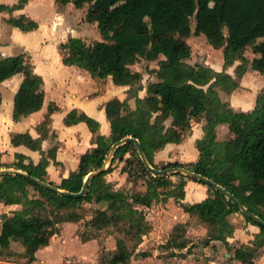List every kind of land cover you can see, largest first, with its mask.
<instances>
[{
	"label": "trees",
	"instance_id": "trees-1",
	"mask_svg": "<svg viewBox=\"0 0 264 264\" xmlns=\"http://www.w3.org/2000/svg\"><path fill=\"white\" fill-rule=\"evenodd\" d=\"M28 0H20L13 7L0 4V12L21 9ZM67 5L73 2L77 7L91 4L87 19L97 22L103 40L89 44L80 37H70L61 45L65 52L63 62L76 65L90 72L94 78L106 80L112 76L117 85L132 86L142 80L141 72L130 68L140 56L148 60L161 61L156 70L159 81L148 86V96H138L136 110L123 113L129 108L126 101L111 100L107 105V115L112 124V135L107 138L97 135V146L82 155L78 171L69 178L56 184L46 178L48 161L40 164L16 163L18 170L59 187L62 190L78 193L83 189L87 176L101 170L112 147L128 137L137 138L152 166L155 167L154 154L169 143H180L192 130V121L207 116L205 127L206 138L197 141L200 159L189 167L179 162H169L163 169L184 167L206 176L223 186L236 196L252 213L264 220V93L260 94L257 106L252 112H236L224 103L218 91L232 93L240 88V83L225 71L218 72L207 66H194L187 62L191 57V46L188 38L192 35L191 18L196 17L195 35H204L216 48H223L225 66H230L237 59L242 64L237 67L238 76L246 71V58L243 51L253 49L256 58L253 67L264 73V0H56ZM26 16L8 19L7 22L24 31L35 30L38 23ZM227 30V34H226ZM17 74H23V82L15 95L14 120L18 121L33 112L39 111L44 103V79L35 72L34 65L25 54L0 58V84ZM140 88L139 90H141ZM138 90V91H139ZM0 92V106L2 104ZM54 108H51L53 110ZM154 114H157L152 122ZM171 118L172 125L166 128L165 120ZM71 125L86 122L93 133H97L99 123L86 114L78 115L73 111L65 118ZM227 123L234 137L226 142H218L216 127ZM47 122L44 123L46 125ZM14 144H26L32 149H39V140L30 135L15 134ZM132 154L137 158L142 176L149 177L145 193L129 194L116 189L107 180L106 175L112 166L97 176L90 183L87 194L76 198L65 195L30 180L22 174H2L0 183V201L5 204H21L22 210H16L13 216H5L0 233V249H10L12 240L21 241L26 247L30 261L36 258V252L50 244L58 233V224L77 221L78 213L67 217H44L38 209L45 204L42 200L28 198L29 189L39 191L47 197L52 206L58 209L77 207L83 201L108 202V210L99 211L94 222L99 227L127 220V234L141 241L149 231L145 213L139 206H150L160 186L172 184L166 176H154L138 154L136 144L128 142L120 146L114 155L124 159ZM22 156H19L21 158ZM134 160L127 158L123 168L129 177L138 178L132 173ZM2 166L0 162V167ZM183 175L181 173H175ZM195 181H199L190 177ZM204 183L202 181H199ZM206 184V183H204ZM186 181L174 185L179 193L185 196ZM208 185V184H207ZM173 186V185H172ZM214 192L202 202L185 204L188 212H195L200 218L208 221L218 232L214 239H225L224 234L232 236L234 225L228 217L241 208L223 193L208 185ZM174 196V197H175ZM175 197V198H176ZM243 213V212H242ZM247 220L261 228L254 245L264 246V226L257 224L245 215ZM229 237V236H228ZM227 238L224 240L226 241ZM139 243V242H137ZM177 247L185 248V243ZM120 249L112 262L127 264L132 253L126 250V244L118 241ZM236 256L245 264H254L255 254L250 248H239Z\"/></svg>",
	"mask_w": 264,
	"mask_h": 264
},
{
	"label": "crops",
	"instance_id": "crops-1",
	"mask_svg": "<svg viewBox=\"0 0 264 264\" xmlns=\"http://www.w3.org/2000/svg\"><path fill=\"white\" fill-rule=\"evenodd\" d=\"M19 2L20 0H0V4L10 7ZM47 4L49 6L52 4L54 13H52L51 7H46ZM65 7L66 5L59 4L56 0H28L21 9L0 12V58L26 54L31 59L35 72L44 79L45 91L42 108L16 121L14 120V99L24 76L17 74L0 84L12 85V90H8L9 95L2 94L3 100L0 106V162L2 164L0 169L18 170L16 163L20 160L26 165L30 163L38 165L46 159L48 161L46 178L56 184H61L64 179L78 171L82 155L97 146L95 142L97 135L111 137L112 124L107 115V105L114 99L125 101L128 98V89L130 88V86L115 84L112 76L106 80H100L79 66L64 64L62 55L59 52L56 54L58 48L54 49L55 47L51 45H43L39 42L29 44L28 38L43 30L46 23L50 28L58 14L65 15V18H60V21L64 23L62 29L71 24L69 16L62 10ZM23 15L37 22L39 27L35 30L24 31L7 22L11 16L19 18ZM21 47L23 51L18 53L17 49ZM213 63L216 65L213 66L216 71H225L240 83V88L232 93L218 88L217 91L221 100L236 112H252L257 106L260 94L264 93V73L249 67L240 77L237 73L239 62L227 67L223 63L219 64L215 61ZM105 81L106 83L103 85ZM153 82H157V80ZM146 89L147 87L144 91H140L139 97L145 98L148 95V89ZM51 108L54 109L51 110ZM73 111L77 112L78 115L86 114L96 120L99 123L97 133H93L88 124L83 121L71 125L66 124L65 118ZM205 117L204 114L192 121L191 133L182 142L169 143L164 148L158 149L154 154V163L177 161L196 163L200 158L197 141L206 135L205 126L208 122L205 121ZM45 122H47L46 125H44ZM223 132H226L228 140L234 137V133L227 123H220L216 127L219 141H223ZM15 134H28L34 140H39L40 148L32 149L26 144H14L12 138ZM19 156L22 157L19 158ZM129 157L128 154L125 155L124 159L117 157L111 163L114 174L132 183L136 180L131 179L127 173L122 171L126 163L125 160ZM185 181V196L179 199L183 204L202 202L209 197L210 188L207 184L189 178H185ZM146 191L147 187L135 190L130 194L145 193ZM160 213V225L156 223L154 231L146 235V240L142 243V246L144 245L146 248L151 247L156 242L164 244L165 238L171 235L177 222L183 221L187 216L180 203H177L173 197L169 199L166 207H162ZM228 219L236 227L234 234L228 237L226 241L216 240L213 242L211 264H245L236 256V253L229 251V246H237V248H233L237 250L242 245H247L245 247L251 249L255 246L256 236L261 233V228L256 224L247 222L245 216L240 212L232 213ZM73 225L75 224L70 222L64 223L61 233L54 235L48 246L42 247L36 252V258L31 264H65L66 255H83L91 242H85L77 232L73 233L70 230ZM15 245L18 246L19 252H15L17 251L14 249ZM25 249L21 241L12 240L11 251L23 253L26 251ZM260 249L261 252L254 259V264H264V246ZM2 251L4 250L0 249V256ZM150 251L152 252H148L145 256L142 255L144 256L142 260H137L134 256L131 263L137 264L140 263L138 261H142L143 264H161L163 260L158 258L155 249ZM170 260H172V264H185L190 260V257L179 259L178 256H175ZM0 264L18 263L8 262L0 258Z\"/></svg>",
	"mask_w": 264,
	"mask_h": 264
},
{
	"label": "rangeland",
	"instance_id": "rangeland-1",
	"mask_svg": "<svg viewBox=\"0 0 264 264\" xmlns=\"http://www.w3.org/2000/svg\"><path fill=\"white\" fill-rule=\"evenodd\" d=\"M90 6L91 4L89 3L84 4L82 7H77L73 2L67 4L65 9L62 10L64 13H67V16H69L71 24L62 29L64 23L60 21V18H65V15L58 14L57 19L55 20V22H53L50 28L46 25V23L45 28L43 30L37 32L32 37L28 38L29 44H37L39 42L43 43V45H51L52 47H55L54 49L58 48L56 54L60 53L63 57L65 52L61 49V45L67 43L70 36H78L80 38H83L89 44H93L96 41L103 40V36L100 32V29L98 28L97 22H93L87 19V13ZM46 7H51L50 9L52 13L55 12L52 4L51 6L47 4ZM11 18L16 17L11 16L9 19ZM29 19L30 18H28V20ZM191 26L193 32L192 35L188 38V43L191 46L192 53L191 57L187 59V62L194 66H207L213 69V66H216L213 65L215 64L213 63V61L218 62L219 64L223 63L225 66L223 48H216L211 45L208 39L203 34L195 35V16L191 18ZM17 51L18 53H21L23 51V48L21 47L20 49H17ZM243 56L246 58V68L248 69L249 67H252L254 69L253 60L256 58V55L253 53V49L251 47H248L245 51H243ZM163 59H165L164 55H160L159 58L156 60H148L147 58L140 56L138 60L133 64V66L130 67L133 72H141L142 80L133 84L128 89V98L125 101L128 103L129 108L123 109L124 114L136 110L138 107L137 95H139L140 91H144L145 87H147L148 89V86L153 83V81L159 80L156 70L160 67L161 61ZM236 62H239V65L242 64L241 59H237L235 63ZM105 83L106 81L103 82V85ZM11 86L12 85L8 83L0 85V90L2 94L4 93L5 95H9L8 90H12ZM140 88L142 89L139 90ZM218 88L220 89L221 87L217 86L216 90H218ZM147 96L148 95H146V97ZM156 116L157 114H154L152 122L155 120ZM205 121H207V116L205 117ZM164 125L166 128L171 127L172 119L169 118L165 120ZM188 135L190 134H187L184 139H186ZM226 136V132H223V141H219L218 139L217 141H229L230 139L228 140V137ZM204 138H206V135ZM128 156H130L129 158L134 160V164L131 169L133 170L132 173H134L138 177L130 178L136 181H132V183H130L126 179L120 178V176L114 174L113 171L107 174L106 178L107 180H109L111 185L116 186L115 188L121 191L123 190L124 192L130 194L131 192H135V190L146 188L147 180H149L150 178L139 177L142 175L140 173V167L139 165H137L136 156H133L130 153L128 154ZM112 159L113 157L111 156L110 161L106 166L107 169L112 166ZM166 164L167 163L159 162L154 165L155 168L163 169ZM183 164H186L189 167H194L195 163ZM0 171H2V169H0ZM166 178L171 181L172 184L169 186H160L159 191L157 192V195L150 206H139L140 209H143L145 213V220L149 226V231L142 236L141 241H139V239L132 238L127 234L129 223L125 219H123L119 223H111L110 225H106L104 227H99V225L94 222V219L98 216L99 211L108 210V202H99L96 200V198H94L92 201L81 202L75 208L72 207L58 209L52 206L49 199L43 196L37 190L29 189L26 193V196L31 199H40L44 202L45 206L42 209H38V212L44 217L56 218L58 215L61 217H67L69 214L72 213H78L80 215V218L77 221H70V223L75 224L70 230L73 231V233L77 232L81 236L83 241H89L91 243L83 255H66L64 259L65 264H114L112 262L113 257L120 251L118 247V241L125 242L127 246L126 250L132 253L130 261L127 264H132L131 260L134 256L135 259L137 258V260H142V258L147 255L148 252H152L150 250L154 249L157 253L158 258L160 257V259L163 260L161 264H172V260L170 259L175 256H178L179 259H186L187 257H190V260L185 264H211L210 261H212V245L213 242L217 240L214 239V235L218 232V230H215L214 226L210 225L208 221L200 218L195 212H188L186 210V205L183 204L175 196L179 193V191L177 188H175L174 185L180 184L181 181L185 182V178L190 179V176H187L185 174L177 175L175 173H169L167 174ZM1 182L2 178L0 177V183ZM213 194L214 192L212 191V189H210L209 195ZM172 197L175 198V201L177 203H180V206L183 208V212H185L187 216L184 218L183 221L177 222V224L172 229L171 235L165 238L164 244L156 242L154 245H151V247L148 248H146L144 245L142 246V243L146 240L145 236L149 235L150 232L154 231L156 223H161L159 218H161L160 212H162V207H166L169 199ZM171 203L174 204V202ZM23 208L24 207L21 204L8 205L5 204L3 201H0V229L2 227V222L5 216H13L16 210H22ZM107 212L109 215H112L114 213L112 210H108ZM242 214L245 216L244 213ZM246 221L250 222L249 220H247V218ZM229 222L231 221L229 220ZM64 223L66 222L58 224L57 234L61 233L62 225ZM235 228L236 227L234 225V229ZM228 236L230 237V235H227L226 233L224 234L225 239L228 238ZM225 239H223V241ZM179 243H185L186 247H177L176 245ZM245 246L247 245H242L240 248H249ZM233 248H237V246H229V251L236 253V250H234ZM14 249L17 250L15 252H19L18 246L15 245ZM251 250L255 254V258L261 252L259 246H254L251 248ZM0 258H3L8 262H16L18 264H31L33 262L30 261V257L26 254V251H24L23 253H14V251H11L10 249L2 251ZM138 262L140 263L137 264H143L142 261Z\"/></svg>",
	"mask_w": 264,
	"mask_h": 264
},
{
	"label": "water",
	"instance_id": "water-1",
	"mask_svg": "<svg viewBox=\"0 0 264 264\" xmlns=\"http://www.w3.org/2000/svg\"><path fill=\"white\" fill-rule=\"evenodd\" d=\"M128 142H134L136 144L137 150L141 156V159L143 160L145 166L147 167V169L149 170V172H151L154 176H163V175H167L169 173H177V172H181L182 174H185L187 176H190L192 178H195L199 181H202L212 187H214L215 189L219 190L221 193H223L227 198H229L233 203H235L237 206H239L242 210V212L247 215L248 217H250L252 220H254L257 224L264 226V220L262 218H260L259 216L255 215L254 213H252L236 196H234V194H232L230 191H228L226 188H224L223 186L217 184L215 181H213L212 179L203 176L189 168H184V167H177V168H166V169H158L155 168L154 166H152L146 156V153L143 149V146L141 144V142L134 137H128L123 139L122 141L116 143L110 153L108 154V157L106 159V163L104 165V167L99 170V171H95L90 173L84 183L83 189L78 192V193H74V192H70V191H66V190H62L59 187L51 184L50 182H46L43 181L35 176H32L28 173L22 172L20 170H2L0 171V175L2 174H7V173H14V174H22L25 177L29 178L30 180L36 182L37 184L48 188L50 190L65 194V195H70L76 198H80V197H84L89 189L90 183L92 182V180L94 179L95 176H97L98 174H100L101 172H103L104 170H106V166L108 164V162L110 161L111 156L113 157L114 152L122 145L128 143Z\"/></svg>",
	"mask_w": 264,
	"mask_h": 264
}]
</instances>
